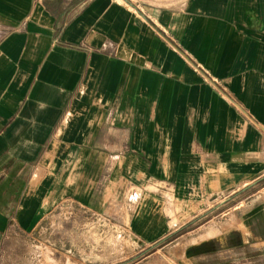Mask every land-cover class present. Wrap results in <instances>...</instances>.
Masks as SVG:
<instances>
[{"label":"crops","instance_id":"1","mask_svg":"<svg viewBox=\"0 0 264 264\" xmlns=\"http://www.w3.org/2000/svg\"><path fill=\"white\" fill-rule=\"evenodd\" d=\"M68 201L264 264V0H0V246Z\"/></svg>","mask_w":264,"mask_h":264},{"label":"rangeland","instance_id":"2","mask_svg":"<svg viewBox=\"0 0 264 264\" xmlns=\"http://www.w3.org/2000/svg\"><path fill=\"white\" fill-rule=\"evenodd\" d=\"M185 232L144 246L121 220L68 201L33 231L6 234L0 264H183L173 255V242L184 240Z\"/></svg>","mask_w":264,"mask_h":264},{"label":"built area","instance_id":"3","mask_svg":"<svg viewBox=\"0 0 264 264\" xmlns=\"http://www.w3.org/2000/svg\"><path fill=\"white\" fill-rule=\"evenodd\" d=\"M127 1H131V2H133L134 0H127Z\"/></svg>","mask_w":264,"mask_h":264}]
</instances>
